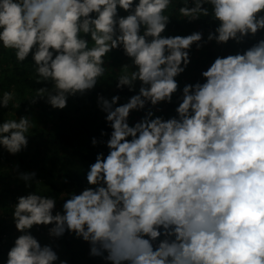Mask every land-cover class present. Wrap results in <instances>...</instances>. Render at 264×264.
<instances>
[{"label": "clouds", "instance_id": "obj_1", "mask_svg": "<svg viewBox=\"0 0 264 264\" xmlns=\"http://www.w3.org/2000/svg\"><path fill=\"white\" fill-rule=\"evenodd\" d=\"M180 2L178 22L215 24L206 38L166 34L174 0H0V48L19 63L31 57L35 82L50 85L35 89L30 106L63 110L95 90L117 50L129 62L115 88L135 93L124 103L97 93L111 131L91 144L108 151L96 154L78 192L42 195L37 173L15 166L30 190L11 203L19 235L4 264H68L58 245L33 235L41 226L52 241L67 233L86 242L104 264H264V0ZM249 38L181 88L193 46ZM14 95L0 94V110ZM174 96L175 115H156ZM29 111L0 120V150L28 148ZM132 112L144 114L130 125Z\"/></svg>", "mask_w": 264, "mask_h": 264}, {"label": "trees", "instance_id": "obj_2", "mask_svg": "<svg viewBox=\"0 0 264 264\" xmlns=\"http://www.w3.org/2000/svg\"><path fill=\"white\" fill-rule=\"evenodd\" d=\"M182 6L180 0H176L170 10L172 18L168 25L167 35H186L192 31L203 30L205 38L210 28L214 29L215 24L206 22L207 18L188 23L177 21L178 12ZM121 15L125 13L121 12ZM210 22V21H209ZM264 36V33L260 34ZM259 36L256 38L258 39ZM255 42V39L249 38L244 45L237 46L233 42L227 45H216L211 42L200 51L193 46L191 52V63L185 73L177 77L181 88L185 83H194L198 79L202 80L200 73L206 70L211 62L218 55H227L235 53L240 47H248ZM91 47V44L89 45ZM110 67L108 74L102 78L95 90L89 92L84 97L70 98L67 108L63 110H54L44 101H39L35 105H29L26 101L34 96L35 89L50 85L35 82L36 74L31 57L23 63L16 61L14 53L11 50L0 48V94L4 91H13L14 99L9 103L8 109L0 110V120L16 119L17 116L25 115V109L30 107L27 113L32 115L34 127L29 130L28 148L21 153L13 156L6 151L0 150V264H4L7 258V251L12 246L14 238L19 235L10 219L12 212L11 203H14L16 197L26 194L30 189H26L23 181L15 178V166L18 164L20 171H35L37 179L44 183L34 184L33 189L42 195H54L58 200L64 197L65 193L73 191L78 192L86 186L85 172L89 164L95 161L98 152L107 154V148L103 145L93 147L92 137L97 139H107V136L101 138L102 130L109 132L104 113H102L96 103L97 93H101L107 98L113 95H119V103L126 102L127 97L135 94L129 92L127 88L122 91L115 88V79L120 71V66L129 62L122 51H113L110 54ZM139 84H137V90ZM176 97H173L172 104H162L159 107L162 112L156 115H163L165 118L175 115ZM132 113H135L132 115ZM130 114V125L138 121L143 112H132ZM17 114V115H16ZM133 116V117H132ZM83 169V171H82ZM67 179V183L63 182ZM62 201H58L59 209ZM35 235L42 244L53 243L61 259H67L68 264H104L99 258L89 256V245L82 240L75 239L72 235L65 234L64 237L52 241L47 236V229L43 226L39 229L34 228Z\"/></svg>", "mask_w": 264, "mask_h": 264}, {"label": "rangeland", "instance_id": "obj_3", "mask_svg": "<svg viewBox=\"0 0 264 264\" xmlns=\"http://www.w3.org/2000/svg\"><path fill=\"white\" fill-rule=\"evenodd\" d=\"M175 1V0H174ZM176 2L178 3V0H176ZM171 10H172V8H171ZM135 113H132V115H134ZM133 117V116H132Z\"/></svg>", "mask_w": 264, "mask_h": 264}]
</instances>
